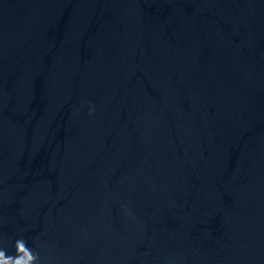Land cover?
Returning a JSON list of instances; mask_svg holds the SVG:
<instances>
[{"label":"water","instance_id":"water-1","mask_svg":"<svg viewBox=\"0 0 264 264\" xmlns=\"http://www.w3.org/2000/svg\"><path fill=\"white\" fill-rule=\"evenodd\" d=\"M20 238L37 264H264V0H0Z\"/></svg>","mask_w":264,"mask_h":264},{"label":"clouds","instance_id":"clouds-1","mask_svg":"<svg viewBox=\"0 0 264 264\" xmlns=\"http://www.w3.org/2000/svg\"><path fill=\"white\" fill-rule=\"evenodd\" d=\"M94 111L90 109L89 114ZM15 255H7L6 250L0 248V264H37L39 254L34 253L23 238L17 239L14 244Z\"/></svg>","mask_w":264,"mask_h":264}]
</instances>
